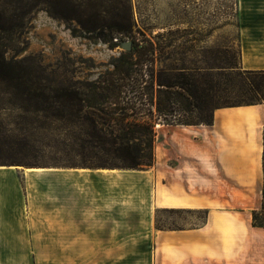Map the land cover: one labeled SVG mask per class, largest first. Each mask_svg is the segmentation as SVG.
I'll return each instance as SVG.
<instances>
[{
	"label": "crops",
	"instance_id": "obj_1",
	"mask_svg": "<svg viewBox=\"0 0 264 264\" xmlns=\"http://www.w3.org/2000/svg\"><path fill=\"white\" fill-rule=\"evenodd\" d=\"M238 3L241 66L264 70V0ZM154 154L145 169L0 164V264H264V104L164 124Z\"/></svg>",
	"mask_w": 264,
	"mask_h": 264
},
{
	"label": "rangeland",
	"instance_id": "obj_2",
	"mask_svg": "<svg viewBox=\"0 0 264 264\" xmlns=\"http://www.w3.org/2000/svg\"><path fill=\"white\" fill-rule=\"evenodd\" d=\"M75 1L74 6L66 0H50L36 7L31 24L12 43L21 50L17 57H40L48 66L49 78L54 81L85 83L114 69V60L128 51L125 42H130V49L134 50L136 43L150 46V41L153 48L149 56L153 60L133 66L132 76L126 77L124 82L123 95L130 97L134 93L130 90L137 89L139 84L144 87L147 84V106L157 123L160 119L166 124L199 122L208 111L197 108V105L204 108L240 102L264 104V77L245 74L240 62L239 0H130L132 24L122 33L114 32L110 41L99 37V29L86 33L79 17L93 24L95 12L102 7H113L115 0ZM24 4L26 2L14 1L7 4L8 10L13 11L16 6ZM3 7L1 2L0 9ZM46 8L57 11L58 15H50ZM67 12L71 17L62 18L61 15ZM106 17L109 24L113 23L111 14ZM70 27L82 29L84 35L74 36ZM13 54L9 50L8 56ZM230 63L242 71L243 78L232 76L230 79L228 70L218 67ZM159 76L171 78L177 84L167 90L158 84ZM142 79L144 82L140 83ZM168 93L170 100L166 96ZM3 101L0 96V163L12 170L25 172L31 168L61 167L145 169L149 166L139 164L136 168H125L126 155L118 156L92 147L86 139L80 141L84 143L81 151H73L61 123L55 122L52 132L46 128L49 120L30 115V120H25L17 110L5 109ZM188 106L190 110H187ZM203 217V212H168L161 214L159 221L172 226L199 222Z\"/></svg>",
	"mask_w": 264,
	"mask_h": 264
},
{
	"label": "trees",
	"instance_id": "obj_3",
	"mask_svg": "<svg viewBox=\"0 0 264 264\" xmlns=\"http://www.w3.org/2000/svg\"><path fill=\"white\" fill-rule=\"evenodd\" d=\"M14 1L26 2V4L16 6L13 11H9L7 4ZM49 1L0 0V3H4L3 9H0V96L2 100L4 99V108L17 110L25 120H30L29 115L35 118L43 117L49 120L46 128L52 132L53 124L61 123L71 141L69 146L73 151H81L84 143L80 141L86 139L92 147L108 150L118 156L126 155L125 168H136L139 164L152 165L155 161L156 119L153 118V112L146 102L149 88L147 84L145 87L139 84L137 89L130 90L134 93L127 97V94L123 95V87L126 77H131L133 74V66L153 60L149 56L153 44L148 40L150 46H139V43H136L134 50L124 52L114 60L113 70L101 75L95 81L85 83L76 81L71 84L54 81L49 78L48 66L44 65L43 59L40 57L36 59L33 55L18 58L17 54L21 50L12 46L18 35L20 37L28 24H31L34 9ZM66 1L72 6L76 4L75 0ZM46 11L52 16L58 15L57 11L53 12L49 8H46ZM69 13L60 15L64 19H69L71 17ZM108 14L113 17L111 24L107 21ZM94 16L96 21L93 24L79 17L82 29L86 33H93L99 29V37L110 41L114 32L122 33L130 28L133 21L132 4L130 0H115L113 7H102ZM70 29L74 36L84 35L80 28L70 27ZM107 30L110 32L107 33ZM9 50L14 54L8 56ZM218 67L226 68L230 79L244 77L242 71L233 63ZM245 74L264 77V70L245 69ZM142 82L144 79L140 83ZM79 83L82 85L78 86ZM158 84L169 90L177 83L171 78L163 79L159 76ZM166 96L170 100V93ZM178 96H181V92ZM253 103L256 102L234 104ZM210 107L203 108L197 105V108L208 111L207 115L201 118L202 122H212V111L218 106ZM190 109L188 106L187 110ZM5 130L8 131L6 127ZM84 135L87 137L83 138ZM253 222L255 225L264 226V189L263 204L260 210L253 212Z\"/></svg>",
	"mask_w": 264,
	"mask_h": 264
},
{
	"label": "built area",
	"instance_id": "obj_4",
	"mask_svg": "<svg viewBox=\"0 0 264 264\" xmlns=\"http://www.w3.org/2000/svg\"><path fill=\"white\" fill-rule=\"evenodd\" d=\"M157 123V122H156ZM166 124L165 121H163V119H160L159 123H157V127H161L162 125ZM168 124V123H167Z\"/></svg>",
	"mask_w": 264,
	"mask_h": 264
},
{
	"label": "water",
	"instance_id": "obj_5",
	"mask_svg": "<svg viewBox=\"0 0 264 264\" xmlns=\"http://www.w3.org/2000/svg\"><path fill=\"white\" fill-rule=\"evenodd\" d=\"M124 47L127 49V50H129L130 48H131V43L130 42H125V45H124Z\"/></svg>",
	"mask_w": 264,
	"mask_h": 264
}]
</instances>
